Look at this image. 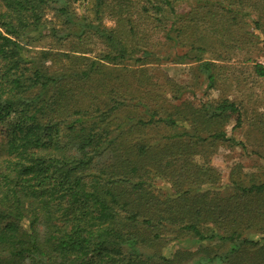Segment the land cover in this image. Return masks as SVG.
Wrapping results in <instances>:
<instances>
[{
  "label": "trees",
  "instance_id": "1",
  "mask_svg": "<svg viewBox=\"0 0 264 264\" xmlns=\"http://www.w3.org/2000/svg\"><path fill=\"white\" fill-rule=\"evenodd\" d=\"M253 36L264 0H0V264H264V177L211 162L243 106L159 70Z\"/></svg>",
  "mask_w": 264,
  "mask_h": 264
},
{
  "label": "rangeland",
  "instance_id": "2",
  "mask_svg": "<svg viewBox=\"0 0 264 264\" xmlns=\"http://www.w3.org/2000/svg\"><path fill=\"white\" fill-rule=\"evenodd\" d=\"M183 6L178 7L180 12ZM249 28L252 29L248 30L251 33L253 28ZM252 41L248 45H240L242 51L233 50L235 53L230 60L217 63L220 68L214 71L217 75L216 86L209 90H206L204 84L199 85L205 81V77L198 82L200 77L196 64L175 65L164 62L159 69L163 71L161 75H166L177 84L187 87L188 90L181 99L183 101L194 100L198 104L207 98H228L243 106L242 127L232 131L234 124L231 122L227 128V136L245 146L223 147L211 161L213 167L221 174L220 187L223 188L229 185L232 170L244 177L247 183L261 181L264 177V80L257 79L253 70L264 58V38L253 36ZM156 68L158 67L153 69ZM222 192L225 193V189H222Z\"/></svg>",
  "mask_w": 264,
  "mask_h": 264
},
{
  "label": "built area",
  "instance_id": "3",
  "mask_svg": "<svg viewBox=\"0 0 264 264\" xmlns=\"http://www.w3.org/2000/svg\"><path fill=\"white\" fill-rule=\"evenodd\" d=\"M257 64L264 68V58L261 59Z\"/></svg>",
  "mask_w": 264,
  "mask_h": 264
}]
</instances>
